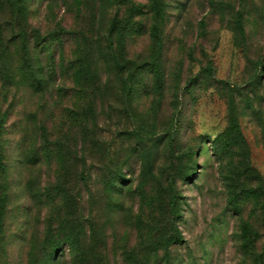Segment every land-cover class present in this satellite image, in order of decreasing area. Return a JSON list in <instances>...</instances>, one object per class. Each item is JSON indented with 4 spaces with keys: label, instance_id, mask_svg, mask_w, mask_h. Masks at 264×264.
I'll use <instances>...</instances> for the list:
<instances>
[{
    "label": "rangeland",
    "instance_id": "374dc122",
    "mask_svg": "<svg viewBox=\"0 0 264 264\" xmlns=\"http://www.w3.org/2000/svg\"><path fill=\"white\" fill-rule=\"evenodd\" d=\"M26 3L0 0V264H264V0Z\"/></svg>",
    "mask_w": 264,
    "mask_h": 264
},
{
    "label": "trees",
    "instance_id": "16d2710c",
    "mask_svg": "<svg viewBox=\"0 0 264 264\" xmlns=\"http://www.w3.org/2000/svg\"><path fill=\"white\" fill-rule=\"evenodd\" d=\"M7 1L9 3V7L11 8V17L14 23H16L20 17L26 16L30 11L26 3L27 0H7ZM159 1L160 0H153L154 5L156 4L157 9L160 11L161 7L159 6ZM38 35H39V30H35L33 32V30H28V28H23V27L20 28L19 32H17V38L20 41L19 45L21 44L23 48V52H26V56H24L23 64L21 66L24 72L23 79L24 81L28 83L29 87H34V88L41 85L42 79L40 75L43 72V68H41V66H38L40 68H38L37 66L35 67V65L33 64L34 58L31 56L33 53L32 49L34 48L30 46V41L32 37L38 36ZM36 45L37 43L34 45V47H36ZM0 120H1L0 121V135H1V130L3 127L4 120L3 119H0Z\"/></svg>",
    "mask_w": 264,
    "mask_h": 264
}]
</instances>
